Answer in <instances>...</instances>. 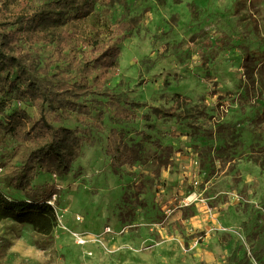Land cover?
Here are the masks:
<instances>
[{
  "label": "rangeland",
  "instance_id": "374dc122",
  "mask_svg": "<svg viewBox=\"0 0 264 264\" xmlns=\"http://www.w3.org/2000/svg\"><path fill=\"white\" fill-rule=\"evenodd\" d=\"M25 3L0 0V19ZM121 22L128 29L114 33ZM74 26L124 35L108 86L123 105L125 96L139 103L136 117L108 107L102 121L88 119L91 141L70 171L33 182L58 189L52 242L40 247L32 225L2 219L0 264H264V0H95ZM54 48L37 43L36 64ZM18 107L38 117L12 99L5 113ZM63 123L86 127L74 113ZM114 130L139 149L118 172ZM14 145L0 144V184L33 146Z\"/></svg>",
  "mask_w": 264,
  "mask_h": 264
},
{
  "label": "trees",
  "instance_id": "16d2710c",
  "mask_svg": "<svg viewBox=\"0 0 264 264\" xmlns=\"http://www.w3.org/2000/svg\"><path fill=\"white\" fill-rule=\"evenodd\" d=\"M14 2L18 0H8V5ZM94 11L95 0H26L19 12L0 19V144L12 138L16 150L27 142L33 145L19 168L0 184V220L32 225L40 247L52 242L58 225L56 206L49 202L58 189L52 183L35 186V179L40 173L61 176L70 171L83 142L91 141L89 118L102 121L109 107L116 116L132 119L139 104L125 96L123 105L108 86L120 66L119 42L124 37L114 40L113 34H123L129 24L121 22L105 36L78 31L74 23ZM50 42L55 43L52 57L38 66L31 49ZM11 99L34 106L38 117L24 107L5 113ZM152 110L171 114L170 109ZM72 113L86 127L65 125L64 118ZM108 153L118 172L134 163L139 149L120 140L114 130L108 137ZM6 187L22 191L25 198L8 195Z\"/></svg>",
  "mask_w": 264,
  "mask_h": 264
}]
</instances>
